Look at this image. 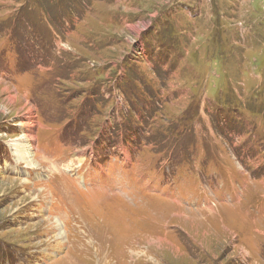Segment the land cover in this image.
I'll return each mask as SVG.
<instances>
[{"label": "rangeland", "instance_id": "374dc122", "mask_svg": "<svg viewBox=\"0 0 264 264\" xmlns=\"http://www.w3.org/2000/svg\"><path fill=\"white\" fill-rule=\"evenodd\" d=\"M0 264H264V0H0Z\"/></svg>", "mask_w": 264, "mask_h": 264}, {"label": "bare ground", "instance_id": "6f19581e", "mask_svg": "<svg viewBox=\"0 0 264 264\" xmlns=\"http://www.w3.org/2000/svg\"><path fill=\"white\" fill-rule=\"evenodd\" d=\"M14 100V97H9V102H12ZM32 113L28 111L27 115L28 118L26 122L22 124L26 125H33V118L31 116ZM35 138L33 135L29 134H22L19 138H16L15 140H12L9 146L13 150V156L14 159H16L19 162H22L27 168L33 167V165L30 162V155L32 154V150H34V142Z\"/></svg>", "mask_w": 264, "mask_h": 264}]
</instances>
